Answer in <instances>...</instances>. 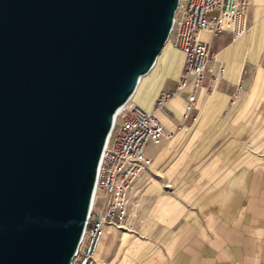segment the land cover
I'll use <instances>...</instances> for the list:
<instances>
[{"label": "water", "instance_id": "95a60500", "mask_svg": "<svg viewBox=\"0 0 264 264\" xmlns=\"http://www.w3.org/2000/svg\"><path fill=\"white\" fill-rule=\"evenodd\" d=\"M180 0H0V264H72L117 112Z\"/></svg>", "mask_w": 264, "mask_h": 264}, {"label": "crops", "instance_id": "0c3cea01", "mask_svg": "<svg viewBox=\"0 0 264 264\" xmlns=\"http://www.w3.org/2000/svg\"><path fill=\"white\" fill-rule=\"evenodd\" d=\"M248 26L236 39L201 32L215 54L209 67L225 72L189 118L186 93L155 111L183 74L181 49L172 46L139 83L135 105L167 129L188 128L146 146L153 168L135 189L141 231L106 224L97 264H264V0H251Z\"/></svg>", "mask_w": 264, "mask_h": 264}, {"label": "built area", "instance_id": "2783aa9c", "mask_svg": "<svg viewBox=\"0 0 264 264\" xmlns=\"http://www.w3.org/2000/svg\"><path fill=\"white\" fill-rule=\"evenodd\" d=\"M250 7L251 0L179 1L169 37L172 36L173 46L185 53L183 74L173 93H162L158 97L155 111L164 109L171 97L186 93L185 117H190L197 108L201 91L217 87L225 72L222 64L209 67L215 54L210 44L201 39V32L230 33L234 39L243 36L249 29ZM155 111H146L131 99L119 109L102 154L94 200L72 264H97L95 254L106 224H114L125 231H141L143 218L135 189L139 180L153 168L152 158L145 153L146 146L172 141L181 130L188 128L180 125L167 129Z\"/></svg>", "mask_w": 264, "mask_h": 264}, {"label": "bare ground", "instance_id": "6f19581e", "mask_svg": "<svg viewBox=\"0 0 264 264\" xmlns=\"http://www.w3.org/2000/svg\"><path fill=\"white\" fill-rule=\"evenodd\" d=\"M171 41H172V36L168 38L167 42L165 43V45H164V47H163L161 53L159 54V56H158V58H157V60H156V63H155V65H154V67L151 69V71H152L153 69H155V68L159 65L161 59L167 55V53H168V51H169V49H170ZM151 71H150V72H151ZM148 74H149V73H147L146 75H144V76L141 77L140 83L142 82V80L144 79V77H146ZM133 98H134V95L131 97V100H133ZM118 112H119V111H118ZM118 112H117V114H118ZM116 116H117V115H116Z\"/></svg>", "mask_w": 264, "mask_h": 264}, {"label": "rangeland", "instance_id": "374dc122", "mask_svg": "<svg viewBox=\"0 0 264 264\" xmlns=\"http://www.w3.org/2000/svg\"><path fill=\"white\" fill-rule=\"evenodd\" d=\"M172 46H173V44H172V41H171L170 48H171ZM162 59H164V57H163ZM162 59H161V60H162ZM157 67H158V66H157ZM157 67H156V68H157ZM156 68H155V69H156ZM155 69H153L152 71H155ZM152 71H151V72H152ZM101 206H102V201L98 204V208L100 209Z\"/></svg>", "mask_w": 264, "mask_h": 264}]
</instances>
